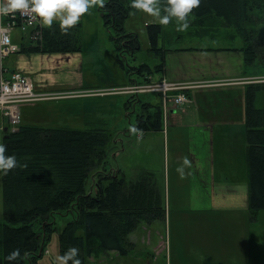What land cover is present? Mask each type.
I'll use <instances>...</instances> for the list:
<instances>
[{
	"label": "trees",
	"instance_id": "16d2710c",
	"mask_svg": "<svg viewBox=\"0 0 264 264\" xmlns=\"http://www.w3.org/2000/svg\"><path fill=\"white\" fill-rule=\"evenodd\" d=\"M164 2L166 0H161ZM263 2L200 0L189 19L195 20L191 24L219 23L233 28L244 45L235 51H240L245 65L251 66L256 62L264 63V34L262 36L260 23L257 25L264 20ZM139 10L132 6L131 0H105L100 5L106 27L115 31L112 38L119 53L132 55L141 48L139 36L125 30L131 14ZM146 26L150 53L161 61L153 66L130 67L144 78L139 84L151 82L154 74L163 77L170 51L159 45L163 25ZM81 27L79 21L67 30L60 21L41 26L40 35L25 38L18 53L80 52ZM245 86L249 211L256 215L264 210V79L249 77ZM186 93L188 95V91ZM258 99H262L263 106H257ZM143 106L147 110V106ZM155 108L147 115L142 112L137 115L136 127L140 132L162 131V105ZM4 136L2 142L7 145V153H15L19 163L6 173L1 171L4 220L0 221V264H40L47 241L58 232L57 220L50 219L67 212L71 219L59 234L60 252L62 255L76 246L81 264H87L90 257L101 253L126 254L132 247L129 236L133 231L141 224L166 219L165 199L152 172L143 171L134 182L127 181L118 172L106 174L97 180L92 191H87L97 155L102 151L105 157L111 140L105 130L20 124L18 131ZM17 249L19 255L9 259V254Z\"/></svg>",
	"mask_w": 264,
	"mask_h": 264
},
{
	"label": "rangeland",
	"instance_id": "374dc122",
	"mask_svg": "<svg viewBox=\"0 0 264 264\" xmlns=\"http://www.w3.org/2000/svg\"><path fill=\"white\" fill-rule=\"evenodd\" d=\"M104 1L93 0L89 11L81 15L79 22L82 23V50L80 52L63 55L64 59L61 58L62 54L50 57L48 55L30 54L31 57L37 58L35 67L40 72L35 75L36 79L44 77L51 84L50 90L60 94L55 95L58 100L35 105V107L25 110L23 120L21 114V122L23 121L21 124L77 130H105L111 135V140L106 148L105 157L103 158L102 151L97 155L95 168L89 174L87 191H90V187H94L97 180L102 179L106 174H116L114 168L107 165L108 162L119 166L129 179L136 176L138 165L142 167L146 165L154 173L158 186L162 187L163 197L166 198V220H249L248 231L262 236V242L259 243L264 249V210L256 215L250 214L249 209L248 214L240 211L237 217L236 212H231V208L223 200L213 208L203 206L204 201L208 200V193L206 189L201 188L204 186L200 183V180L207 182V173L198 175L191 166H185V175L183 176L178 172L176 160L178 155H187L188 149L195 150V148L203 157L208 152V144H204L199 130L193 128L180 129L172 126L171 117H169L171 109L169 108L168 117L164 116L163 112V132L155 133V131H151L143 138H138L136 132L131 131L135 117L141 111V106L139 103H134V101L130 103L131 95L116 91L130 85L131 78L137 83L144 80L142 76L140 77L139 71L131 70L130 67L137 68L140 64L153 66L160 63V58L153 52L150 53V42L146 26V24L160 22L157 17L142 9L138 13L131 14L125 23V30L127 33H135L139 36L141 48L132 55L126 52L119 53L112 38L115 31L106 27L103 16L99 11L101 3ZM261 4L264 9V2ZM55 21H59V19L57 18ZM194 21L190 18L187 30L179 29V22L176 18H173L167 24L161 23L164 27V33L160 39V47L167 50L202 47L212 48L211 52H216L222 48L235 51L244 46L243 40L233 28L220 26L219 23L216 25L191 24ZM259 23L263 36L264 20H260L257 25ZM209 24H212V22ZM58 55L60 57H56ZM192 57L190 54L184 55L185 63L179 60L178 62L191 69L194 63H197ZM26 58L29 57L26 56ZM236 58L241 60V58ZM242 58L244 61L243 54ZM11 60L12 58L4 60L2 69L13 64ZM170 62L175 63L173 59H170ZM213 63L212 60L203 65H196L204 71ZM225 65L231 70H240L235 60L230 59ZM243 75L263 77L264 63L256 62L251 66L244 65ZM161 76L154 74L151 79L156 82ZM204 82L209 87L217 85L221 81L214 79ZM221 91L233 92L230 95L233 102L237 101L239 104V100H241L242 105L246 104L244 86ZM262 95L264 96V94ZM173 96L170 93L168 107L174 106ZM189 98L193 100V93H190ZM141 99L148 105L162 104V96L159 94H144ZM256 102L258 105L259 99ZM34 104H25L22 107V113L25 106ZM193 106L196 110V116L200 120L207 119V115L203 114L197 106ZM181 111V108L177 109V112ZM186 114L187 112L182 114V117H184L182 120L185 122H191L195 118V114L191 111L188 116ZM5 128L9 130L7 134H10V128L0 117V141H3L4 135H7L4 132ZM120 131H123L126 136L124 139L126 152L122 156L114 158L115 146L113 145L114 137L112 136ZM178 131V141L175 142L173 135ZM145 137L148 138V141L142 144L141 140ZM191 197H196V200L202 206L193 204L190 201ZM3 211V183L0 171V221L4 220ZM70 219L71 216H68V212L62 216L56 215L55 219H50L57 220L58 232L56 231L47 241L40 264H61L58 260L61 255L59 234L63 230L66 220Z\"/></svg>",
	"mask_w": 264,
	"mask_h": 264
},
{
	"label": "crops",
	"instance_id": "0c3cea01",
	"mask_svg": "<svg viewBox=\"0 0 264 264\" xmlns=\"http://www.w3.org/2000/svg\"><path fill=\"white\" fill-rule=\"evenodd\" d=\"M41 26L46 25L42 22V18L39 17V22L36 25L29 26L25 31L20 30L18 26L15 27L12 31L13 42L21 47L25 38L33 39L32 34L35 31H39ZM185 49L190 50L173 49L168 52L163 79L176 83H200L215 79L228 84L220 82L214 86L190 88L188 89V96L193 93V100L188 97L186 105L175 106L174 104V106L169 107L171 109L169 117H171L172 126L180 129L193 128L199 130L204 144H208V152L204 157L200 155L197 148L195 150L188 149L187 155H178L176 158L178 166L183 164L185 157H188L191 160V164L185 165L186 167L191 166L198 175L207 173V182L201 181L199 178L200 183L204 186L201 188L206 189L208 193V200L204 201L203 206L213 208L223 200L231 208V212H236L237 217L240 211L248 214L246 104L242 105L241 100H239V104L237 101L233 102L230 97L233 92L221 91L223 89L242 88L243 86L246 88L247 82L245 80L250 76L243 75L245 62L243 61L242 53L240 51L226 50L227 48H222L216 52H211L212 48L202 47ZM204 49L211 50L204 51ZM57 54L39 55H48L50 57ZM187 54L192 55V59L197 62H193L194 65L191 69L182 64L185 63L184 55ZM63 55L69 54H62V59H64ZM26 56L29 58H26ZM56 57H60V55ZM236 57L241 58V60ZM10 58H12L13 64L3 69L6 76L13 71H19L34 80L37 92L51 96L60 94L50 90L51 84L44 77L36 79L35 75L40 72L35 67L37 58L31 57L30 54L18 53L7 57L5 60ZM170 59H173L175 63H171ZM230 59L237 62L240 70H231L225 65ZM178 60L182 61V63L178 62ZM212 60L214 61L213 65H209L204 71L196 65H203ZM133 80V78L130 79V85L139 84L136 81L132 82ZM125 94L131 95L130 103L134 101V103L140 104L141 111L139 113L142 112L144 115L153 112L156 109L155 107L159 105H148L141 99L144 94H158L157 92ZM172 94L174 96L177 95V93ZM159 95L161 96V94ZM55 100L58 99L55 97L39 101L37 102L38 104L25 106L22 120L25 110L33 108L35 105L51 103ZM261 100L257 106H263ZM143 104L147 106V110L144 109ZM193 105L207 115V119L200 120L196 116V110ZM179 108L183 112H177ZM189 110L195 114V118L191 122H185L182 120L184 118L182 114L187 112L186 116H188ZM0 117L3 122L8 124L7 120L3 118L1 111ZM136 117L132 126H136ZM24 125L27 124L24 123ZM163 131L164 124L162 131H155V133ZM148 133L138 131L136 135L138 138H143ZM177 136H179V131L173 135L175 142ZM112 137H114L113 145L115 146L113 156L114 158L120 157L126 152L125 133L120 131ZM147 141V137L141 140L142 144ZM107 165L110 168H114L115 172H118L120 176H124L129 182L137 181L143 171L151 172L146 165L144 167L138 165L136 176L129 179L119 166L112 165L110 162ZM160 189L162 191V187ZM92 190L93 186L90 187V191ZM190 201L193 204L202 206L196 200V197H191ZM241 202L242 204H240ZM68 221L66 220V224ZM248 222L249 220L165 219L157 220L150 224H141L129 236L132 243L129 252L126 254L118 251L101 253L96 257H90L87 264H264V249L259 243L262 242L263 238L248 231Z\"/></svg>",
	"mask_w": 264,
	"mask_h": 264
},
{
	"label": "built area",
	"instance_id": "2783aa9c",
	"mask_svg": "<svg viewBox=\"0 0 264 264\" xmlns=\"http://www.w3.org/2000/svg\"><path fill=\"white\" fill-rule=\"evenodd\" d=\"M39 22L38 14L30 11L14 10L7 14L0 13V111L4 119L7 120L11 132L18 131L21 124V107L25 104H34L39 101L55 98L54 95L39 93L35 90L33 80L19 71H13L8 76L2 69L3 61L20 51L18 44L12 40V31L15 27L25 31L29 26L36 25ZM32 38L40 35V31H35ZM264 79V78H262ZM246 82L248 79L245 80ZM225 84H228L225 82ZM194 87H208L205 82L200 83H176L166 79L151 81L143 84L129 85L118 89L120 93H149L157 92L163 96V112L168 117L170 93H177L172 99L175 106H181L188 101L186 91Z\"/></svg>",
	"mask_w": 264,
	"mask_h": 264
},
{
	"label": "clouds",
	"instance_id": "9594fccd",
	"mask_svg": "<svg viewBox=\"0 0 264 264\" xmlns=\"http://www.w3.org/2000/svg\"><path fill=\"white\" fill-rule=\"evenodd\" d=\"M93 0H0V13L7 14L14 10L30 11L38 14L42 22L51 25L54 19H59L62 26L67 30L68 27L75 25L83 13L89 11ZM133 7L142 9L147 13L159 19L162 24H167L175 17L178 27L181 30H187L190 19L189 14L200 4V0H131ZM132 132H138L135 125L131 128ZM7 145L0 141V171L7 172L18 165V159L15 153L8 154ZM191 160L184 158L183 164L178 166V172L185 175V165H190ZM78 254V248L72 246L69 250L58 257L61 264H81ZM19 255V250H14L9 254V259H15Z\"/></svg>",
	"mask_w": 264,
	"mask_h": 264
},
{
	"label": "water",
	"instance_id": "95a60500",
	"mask_svg": "<svg viewBox=\"0 0 264 264\" xmlns=\"http://www.w3.org/2000/svg\"><path fill=\"white\" fill-rule=\"evenodd\" d=\"M5 132H7L8 131V129L7 128H5V130H4Z\"/></svg>",
	"mask_w": 264,
	"mask_h": 264
}]
</instances>
